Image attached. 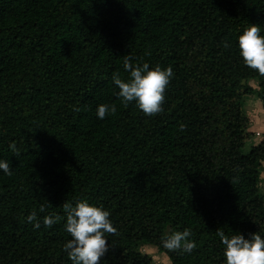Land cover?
Masks as SVG:
<instances>
[{
  "label": "trees",
  "instance_id": "trees-1",
  "mask_svg": "<svg viewBox=\"0 0 264 264\" xmlns=\"http://www.w3.org/2000/svg\"><path fill=\"white\" fill-rule=\"evenodd\" d=\"M249 24L264 35V0H0V264H71L63 203L80 199L116 228L98 264H153L143 244L224 264L218 231L264 234V140L244 149L264 75L236 43ZM125 56L172 67L160 112L117 96ZM101 103L115 111L98 119ZM30 212L60 220L33 228ZM185 227L190 253L163 248Z\"/></svg>",
  "mask_w": 264,
  "mask_h": 264
},
{
  "label": "clouds",
  "instance_id": "clouds-1",
  "mask_svg": "<svg viewBox=\"0 0 264 264\" xmlns=\"http://www.w3.org/2000/svg\"><path fill=\"white\" fill-rule=\"evenodd\" d=\"M257 24H249L237 36L236 43L239 55L243 63L264 75V35ZM123 68L128 73L127 79L113 74L112 82L118 87L116 93L123 102H134L135 106L145 115L158 113L162 110L164 90L173 77L172 67L149 63L132 64L125 56ZM115 106L101 103L96 106V116L103 119L109 112H114ZM13 154L17 153L15 142L8 145ZM0 172L10 174L9 161L0 159ZM63 209L64 230L70 238L63 244L71 264H98L100 258L108 248L106 233L116 232L112 221L109 219L110 212L100 205L92 204L86 199L72 202H64ZM40 211H43L41 205ZM25 220L32 223L33 228H40L41 222L49 227L60 220L59 215L49 214L41 219L37 218L36 212H30ZM191 230L185 227L183 230L172 231L166 234L161 241L163 248L170 251L190 253L196 247L191 239ZM220 243L223 244L224 264H264V234L252 232L247 235L238 232L228 237L222 231H218Z\"/></svg>",
  "mask_w": 264,
  "mask_h": 264
},
{
  "label": "rangeland",
  "instance_id": "rangeland-1",
  "mask_svg": "<svg viewBox=\"0 0 264 264\" xmlns=\"http://www.w3.org/2000/svg\"><path fill=\"white\" fill-rule=\"evenodd\" d=\"M249 83L253 86L256 85V81L254 80H250ZM245 97V99L247 100L248 109H251L248 114L246 113L247 123L246 136L244 140V149L247 150L251 145L257 144L258 142L264 140V107L262 105L263 111H257L256 107H259L257 103L258 98L255 95H246ZM254 98L256 99V101L253 100ZM258 189L264 193L263 167L260 170V180L258 183ZM140 250L143 253H146L151 258L153 264H171L167 255L163 252H160L156 248V246L152 244H143L141 245Z\"/></svg>",
  "mask_w": 264,
  "mask_h": 264
},
{
  "label": "crops",
  "instance_id": "crops-1",
  "mask_svg": "<svg viewBox=\"0 0 264 264\" xmlns=\"http://www.w3.org/2000/svg\"><path fill=\"white\" fill-rule=\"evenodd\" d=\"M252 97H253V96H252ZM245 98H246V97H245ZM253 100L256 101L255 98H254ZM257 103H258V105H259V107H256V108H257V111H259V110L263 111V109H262V104L260 103V100H259V99H258ZM250 110H251V109H248V106H247V100L245 99V111H246V113L248 114ZM258 128H259V127H258ZM255 131H256V130H255Z\"/></svg>",
  "mask_w": 264,
  "mask_h": 264
}]
</instances>
